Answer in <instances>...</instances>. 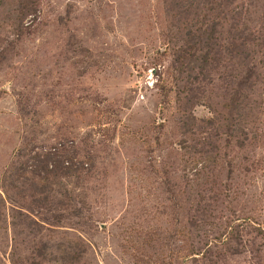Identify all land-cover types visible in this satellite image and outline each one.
<instances>
[{
  "label": "rangeland",
  "instance_id": "rangeland-1",
  "mask_svg": "<svg viewBox=\"0 0 264 264\" xmlns=\"http://www.w3.org/2000/svg\"><path fill=\"white\" fill-rule=\"evenodd\" d=\"M208 2L0 0V264H264V0L203 78Z\"/></svg>",
  "mask_w": 264,
  "mask_h": 264
},
{
  "label": "trees",
  "instance_id": "trees-1",
  "mask_svg": "<svg viewBox=\"0 0 264 264\" xmlns=\"http://www.w3.org/2000/svg\"><path fill=\"white\" fill-rule=\"evenodd\" d=\"M209 7L204 9V14L202 16L201 25L194 29L190 30L187 33V40L178 51L177 64L181 68H186L189 70H198L197 74L201 75L203 78H208V69L214 67V62H217L218 59L217 53L214 50L216 45V27L217 24L211 15L216 14L217 10L220 8L222 3H230L231 0H208ZM233 1V0H232ZM31 5V4H30ZM29 5H22L20 11L29 13ZM243 31H237L234 33L230 39L232 51L234 55L245 54V44L247 37ZM264 41V35L261 37ZM232 54V57L234 55ZM245 67V65H243ZM247 69V68H246ZM182 71V70H181ZM250 72L248 75L243 78L240 76V87H245L246 82L249 79ZM239 99V98H237ZM236 99V100H237Z\"/></svg>",
  "mask_w": 264,
  "mask_h": 264
}]
</instances>
